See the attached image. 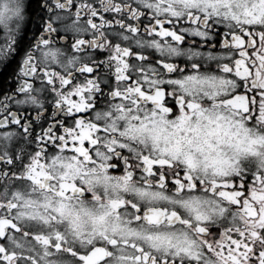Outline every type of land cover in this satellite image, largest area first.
Instances as JSON below:
<instances>
[{"label": "snow or ice", "instance_id": "6c2138e0", "mask_svg": "<svg viewBox=\"0 0 264 264\" xmlns=\"http://www.w3.org/2000/svg\"><path fill=\"white\" fill-rule=\"evenodd\" d=\"M39 6L0 0V264H264V0Z\"/></svg>", "mask_w": 264, "mask_h": 264}, {"label": "flooded vegetation", "instance_id": "af4514ba", "mask_svg": "<svg viewBox=\"0 0 264 264\" xmlns=\"http://www.w3.org/2000/svg\"><path fill=\"white\" fill-rule=\"evenodd\" d=\"M29 2L31 3V8L33 9V11L30 14L26 13V19L23 23V28L26 30L27 33L26 38H31L33 32L37 29L40 24L39 16L43 13L41 12V7L39 5H42L44 3V0H26V6ZM36 35L38 36L39 32H36ZM103 58V56L100 57V59ZM16 71H18L16 61H13L7 67L0 65V74L3 72H7V76L5 78L6 80L3 83H0V101L4 99V95H13L12 90L17 86L18 83L14 74ZM26 107L27 106H25V108ZM48 113H51V105H48ZM26 115L34 117L35 113L31 111H26ZM36 131H39V128H37Z\"/></svg>", "mask_w": 264, "mask_h": 264}, {"label": "trees", "instance_id": "16d2710c", "mask_svg": "<svg viewBox=\"0 0 264 264\" xmlns=\"http://www.w3.org/2000/svg\"><path fill=\"white\" fill-rule=\"evenodd\" d=\"M7 72H3L0 74V83H3L6 79Z\"/></svg>", "mask_w": 264, "mask_h": 264}]
</instances>
